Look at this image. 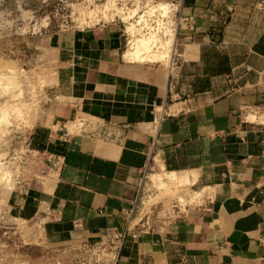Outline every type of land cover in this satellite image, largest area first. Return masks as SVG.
<instances>
[{
	"label": "crops",
	"instance_id": "1",
	"mask_svg": "<svg viewBox=\"0 0 264 264\" xmlns=\"http://www.w3.org/2000/svg\"><path fill=\"white\" fill-rule=\"evenodd\" d=\"M259 2L177 0L193 19L176 29L169 65L125 58L116 23L45 37L28 140L45 173L8 194L14 218L46 244L107 243L113 264H264ZM145 170L182 180L195 200L129 221Z\"/></svg>",
	"mask_w": 264,
	"mask_h": 264
},
{
	"label": "rangeland",
	"instance_id": "2",
	"mask_svg": "<svg viewBox=\"0 0 264 264\" xmlns=\"http://www.w3.org/2000/svg\"><path fill=\"white\" fill-rule=\"evenodd\" d=\"M186 17L177 0H0V264H113L116 256L107 243L73 248L39 241L28 222L14 218L8 204L15 185L26 186L34 175L42 179L45 173L34 169L28 148L44 103V71L35 61L43 39L116 23L125 32L123 50L128 41L143 40L148 49L137 58L169 65L176 29L192 23ZM164 176L155 180L149 174L135 217L171 215L195 200L192 193L188 199L182 180Z\"/></svg>",
	"mask_w": 264,
	"mask_h": 264
},
{
	"label": "built area",
	"instance_id": "3",
	"mask_svg": "<svg viewBox=\"0 0 264 264\" xmlns=\"http://www.w3.org/2000/svg\"><path fill=\"white\" fill-rule=\"evenodd\" d=\"M259 9H262L264 10V0H260L259 2ZM193 17L192 16H188L186 17L185 19L186 20H190L192 19ZM180 19V17H179ZM180 23V21H179ZM161 118V115L158 114V115H155L154 116V121H157ZM148 176H149V173L145 170L143 171V173L141 174L140 178H139V181H138V189H137V193H136V196L131 204V207L128 209L127 211V214L129 216V221L132 220V218L134 217L136 211H137V208H138V205H139V202H140V195H141V191L143 189V185L145 184V181L148 179ZM129 232V227L127 225V227L124 229V231L122 232L121 234V238H124ZM133 237H136V234H132Z\"/></svg>",
	"mask_w": 264,
	"mask_h": 264
},
{
	"label": "bare ground",
	"instance_id": "4",
	"mask_svg": "<svg viewBox=\"0 0 264 264\" xmlns=\"http://www.w3.org/2000/svg\"><path fill=\"white\" fill-rule=\"evenodd\" d=\"M128 43H129V47L124 52V56L127 59H137V60H139V58H137L135 54L144 53L143 50L146 51V49H148L147 42H144L143 40H141L140 42L138 40H135V41H133V40L131 41L130 40V41H128ZM139 57H141V56H139Z\"/></svg>",
	"mask_w": 264,
	"mask_h": 264
}]
</instances>
